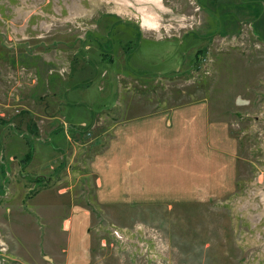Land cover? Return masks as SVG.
Returning <instances> with one entry per match:
<instances>
[{"label": "rangeland", "instance_id": "obj_1", "mask_svg": "<svg viewBox=\"0 0 264 264\" xmlns=\"http://www.w3.org/2000/svg\"><path fill=\"white\" fill-rule=\"evenodd\" d=\"M241 7L263 38L247 21L241 24ZM70 65L89 83L78 90L89 101L82 106L96 113L118 99L119 83L126 97L142 89V95L178 103L207 99L236 140L234 151H226L224 188L210 189L205 199L186 185L175 197L170 170L185 173L195 156L172 142L167 155L146 165L150 181L140 194L135 189L123 202L82 204L91 211L82 264H264V0H0V134L32 131L24 106L45 93L37 82ZM129 72L143 80H119ZM57 135L65 137L60 130ZM11 190L13 196L32 192ZM137 199L144 203L126 202ZM19 204L0 203V218H8L6 206L13 208L3 229L13 237L8 247L0 242V264H74L84 241L73 207L37 220ZM64 218L72 223L65 234ZM46 235L56 237L59 248L71 235L68 259L57 246L37 248V238Z\"/></svg>", "mask_w": 264, "mask_h": 264}, {"label": "crops", "instance_id": "obj_2", "mask_svg": "<svg viewBox=\"0 0 264 264\" xmlns=\"http://www.w3.org/2000/svg\"><path fill=\"white\" fill-rule=\"evenodd\" d=\"M241 8L244 12L241 24H244L249 18L246 8ZM247 25L253 35L259 39L262 37L254 32L251 22L247 21ZM126 58L125 55L123 60L126 61ZM108 60L112 63L116 61L114 57ZM78 72L79 67L70 65L66 73L51 74L49 71V74L40 77L42 81L37 82L39 86L35 88L41 87L45 93L38 99L29 100L28 106H24L31 120L27 126L30 124L32 131L18 134L5 130L0 134V203L19 201L20 208L31 215L36 214L37 220H47L50 217L47 214L70 204L79 218L78 233L84 241L78 255L72 257L74 264L84 262L85 249L91 240L85 222L88 216L91 217V211L82 204L123 202L130 198V191L133 197L135 189L140 194L139 189L150 181L148 174L146 177V165L154 162V157L162 152L167 155L166 149L172 146V142L186 153L189 151L187 157L195 156L185 173H181L178 167L170 170V181L175 183L171 187L175 190V197L179 198L178 190L186 185L197 191L200 189L203 193L200 196L205 199L210 189L215 193L224 188L227 180L225 170H228L226 151L233 152L236 145L229 123L211 110L213 105L210 100L178 103L176 100L142 95L147 92L142 89V93H131L126 97L121 94L122 83H119L118 99L104 104L102 107L105 108L96 113L89 106H82L89 101L85 94H82L84 99H80L78 90H87L89 83L80 80ZM129 74L119 75V80L134 83L143 80L134 72ZM137 85L145 88V84ZM7 124L15 125L12 122ZM211 124L212 131L209 129ZM59 130L65 137L57 135ZM48 141L53 143L48 144ZM226 141L230 149H226ZM184 150L176 148V153L183 157ZM220 167H224L222 173ZM230 167L233 174L232 163ZM185 178L189 179L183 184ZM105 186L103 193L101 190ZM24 187L32 191L30 195L22 192ZM13 188H20L21 196H18V191L13 196ZM67 194L68 199L61 198ZM180 198L191 200L190 196ZM23 200L25 209L21 207ZM126 202L144 203L138 199ZM12 209L6 206L8 218H0V242L7 247L9 238L13 236L3 229L10 227ZM63 220L61 230L65 234L71 231L72 223L69 218ZM48 236H44V240L37 238V248L49 251L57 246L55 249L65 257L69 252L65 244L71 241V235L62 240L60 248L59 240L56 237L46 240ZM52 260L55 261L54 256Z\"/></svg>", "mask_w": 264, "mask_h": 264}, {"label": "bare ground", "instance_id": "obj_3", "mask_svg": "<svg viewBox=\"0 0 264 264\" xmlns=\"http://www.w3.org/2000/svg\"><path fill=\"white\" fill-rule=\"evenodd\" d=\"M142 26H145L146 25V22L145 20H143V22L141 23ZM148 28V26H146Z\"/></svg>", "mask_w": 264, "mask_h": 264}, {"label": "trees", "instance_id": "obj_4", "mask_svg": "<svg viewBox=\"0 0 264 264\" xmlns=\"http://www.w3.org/2000/svg\"><path fill=\"white\" fill-rule=\"evenodd\" d=\"M200 52H202V51H200ZM198 57V56H197Z\"/></svg>", "mask_w": 264, "mask_h": 264}]
</instances>
